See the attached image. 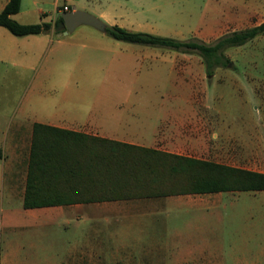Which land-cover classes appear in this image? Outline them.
I'll return each instance as SVG.
<instances>
[{
  "label": "rangeland",
  "instance_id": "374dc122",
  "mask_svg": "<svg viewBox=\"0 0 264 264\" xmlns=\"http://www.w3.org/2000/svg\"><path fill=\"white\" fill-rule=\"evenodd\" d=\"M207 1L58 0V5L61 9L63 3H72L95 16L94 10L110 5L125 12L113 16L130 30L180 39L202 35V40L210 42L232 29H189L198 25L199 10ZM39 2L47 14L53 13L52 0ZM191 10L197 13H189ZM30 18L37 20L38 15ZM49 32L32 36L40 40L18 41L20 48L0 62V128L11 120V131L21 129L18 135L25 133L30 119H60L59 115L66 119L67 111L77 119L93 118L98 108H122L132 102L189 103L204 97L203 101L221 109L226 131L250 137L248 143L237 139L222 142L227 145L223 153L216 155L210 150L206 158L264 172V33L228 48L231 62L208 78L195 53L116 40L87 24L59 37L54 30V36ZM13 42H4L3 47L11 49ZM121 53L133 56L138 65L143 59L145 68L128 62L116 69L119 65L111 58ZM172 62L174 68L170 67ZM192 80L194 92L189 89ZM250 83L256 84L251 88ZM28 141L29 137L22 143L20 151L25 152L17 158L14 174H9L11 168L0 159V264H27L24 257L30 246L36 252L64 249L84 233H113L111 243L116 245L122 238L127 246L150 245L156 241L152 236L158 235L162 247L169 234H183L192 245V262L264 264V190L226 192L215 198L223 201L217 207H165L158 214L140 216L94 214L93 207L79 216L73 213L39 220L24 216L22 211L29 210H24L22 197L13 195L12 183L15 192L23 184ZM4 148L0 140V153ZM138 256L134 254V258Z\"/></svg>",
  "mask_w": 264,
  "mask_h": 264
},
{
  "label": "crops",
  "instance_id": "0c3cea01",
  "mask_svg": "<svg viewBox=\"0 0 264 264\" xmlns=\"http://www.w3.org/2000/svg\"><path fill=\"white\" fill-rule=\"evenodd\" d=\"M7 1L8 0H0V11ZM39 1L43 0H21L18 12L12 14L11 17H14L16 21L20 23H37L40 21L52 22L61 10L59 9L60 5H58V0H52L54 5L52 14H47L40 6L41 2ZM207 2L208 5L201 7L199 10L198 25L191 26L189 29L195 31L215 29L236 30L254 26L264 21V0H208ZM63 4L68 5L71 10L77 9L72 3L65 2ZM114 8V6L110 5L101 6L100 9L94 10V13L107 24H117L124 28L131 29L122 24L121 21H118L119 23L117 22L113 15L124 14L125 12L121 9L117 11ZM174 13H176V9ZM189 13L197 12L191 10ZM35 14L38 15V19L30 20V17H33ZM204 14H206V16ZM9 34L12 33L0 26V45L2 46L0 48V62L5 61L9 57V54L15 53L16 49L18 50L20 48L18 41L22 42L30 38L40 40L41 37L32 36L42 35V33L22 36ZM47 34L50 37L54 36L53 28H51L50 32ZM198 36L196 37L202 38V35ZM11 41H14L15 45H13L11 49H5L3 43ZM56 42L58 44V41ZM111 59L113 64L118 63L119 66H114L116 69L120 66L123 67V65L126 66L128 62L132 65L139 66V69L145 68L142 64L143 59L140 61L141 64L138 65V62H134L133 56L128 57V55L124 53ZM135 60H137V58ZM170 67L174 68L173 62ZM150 68L151 67L148 69ZM200 74H202V72H200ZM255 84L250 83V87H254ZM194 85L195 80H192L189 87L191 92L195 91ZM203 99L202 101L197 100L189 103L132 102L122 105V108H108L104 110L98 108L97 115L93 118L84 117L77 119L72 112L67 111V113L64 114L66 119L63 118L62 115H59L60 119L56 117L47 120L30 119L25 133L23 131L18 135L16 132H20L21 129L11 131V120H7L3 128H0V140L3 141L5 147L3 153H0V159L6 164L5 167L11 168L9 174H14L17 158L20 154L24 155L25 152V150L20 151L22 143L29 137L26 159L27 169L32 125L34 122L196 159H207V152L210 150L215 152L216 155L222 154L224 147L227 146L223 145V143L230 140L237 139L238 141L246 143L250 141V137L241 138L238 132L232 133L231 131H226L223 124L221 109L210 105L208 102L203 101ZM217 136H220L218 141L220 143L223 142L222 144L216 141ZM209 142L212 143L210 144ZM25 177L26 171L24 173L23 184L19 186L17 192H15L14 188L15 183H12L13 195L16 193L17 196H20V198L22 197V200ZM226 192L232 193L233 191L203 193L184 192L159 196H140L116 200L77 202L37 208H24V210L29 211L22 212L24 216L36 220L46 216L68 215L73 213L79 216L92 207L95 209L93 211L94 214L105 212L114 215L115 213L119 214V217L123 214L127 216L131 213L137 215H139V213L158 214V210L165 209V207L166 209L188 205L198 208H206L208 205L217 207L223 201H217L215 198L217 196L223 197ZM118 202H120L121 205H116ZM112 234L113 233H84L82 238L75 240L64 249L48 248L45 249V252H36L33 246H30V248L25 251L26 256L24 260L27 264H205L191 261L192 258H190V255L192 254V245L190 240L183 234H169L167 236L169 241H166L163 247L162 242L158 241L160 240L158 235L152 236V240L154 241L156 239V241L152 244L149 243L150 245L127 246L122 238H120V243L116 245L111 243L110 238ZM153 234L154 233H152V235ZM38 253H43L45 256L40 257ZM134 254L139 255V258H134ZM176 254L184 255L185 257L177 256Z\"/></svg>",
  "mask_w": 264,
  "mask_h": 264
},
{
  "label": "trees",
  "instance_id": "16d2710c",
  "mask_svg": "<svg viewBox=\"0 0 264 264\" xmlns=\"http://www.w3.org/2000/svg\"><path fill=\"white\" fill-rule=\"evenodd\" d=\"M20 1L8 0L0 11V26L13 35L64 29L59 14L52 22L16 21L11 15L18 12ZM104 32L116 40L195 53L210 78L215 69L231 62L228 48L264 33V21L225 32L210 42L196 36L180 39L130 30L117 24H106ZM246 190H264V172L34 122L22 206L26 209L171 193Z\"/></svg>",
  "mask_w": 264,
  "mask_h": 264
},
{
  "label": "water",
  "instance_id": "95a60500",
  "mask_svg": "<svg viewBox=\"0 0 264 264\" xmlns=\"http://www.w3.org/2000/svg\"><path fill=\"white\" fill-rule=\"evenodd\" d=\"M62 18L64 29L57 32V36L66 35L72 32L77 26L81 24L90 25L102 32L105 31L106 23L99 17L92 13L86 12L82 9H72L59 13Z\"/></svg>",
  "mask_w": 264,
  "mask_h": 264
},
{
  "label": "built area",
  "instance_id": "2783aa9c",
  "mask_svg": "<svg viewBox=\"0 0 264 264\" xmlns=\"http://www.w3.org/2000/svg\"><path fill=\"white\" fill-rule=\"evenodd\" d=\"M68 6L66 4H64L62 7H61V10L60 12H63V11H68Z\"/></svg>",
  "mask_w": 264,
  "mask_h": 264
}]
</instances>
